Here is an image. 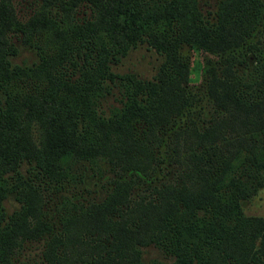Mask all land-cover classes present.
<instances>
[{"label": "trees", "instance_id": "1", "mask_svg": "<svg viewBox=\"0 0 264 264\" xmlns=\"http://www.w3.org/2000/svg\"><path fill=\"white\" fill-rule=\"evenodd\" d=\"M263 184L264 0H0V264H264Z\"/></svg>", "mask_w": 264, "mask_h": 264}, {"label": "rangeland", "instance_id": "2", "mask_svg": "<svg viewBox=\"0 0 264 264\" xmlns=\"http://www.w3.org/2000/svg\"><path fill=\"white\" fill-rule=\"evenodd\" d=\"M34 0H13L16 11L19 15H26ZM218 0H199L200 7L203 11H212ZM18 52L11 58L15 63H31L36 60L35 53L17 43ZM185 52L189 56L190 63V80L192 82H199L201 79L200 64L202 55L198 51H191L185 48ZM161 56L153 49L149 48L145 43L138 44L131 48L119 61L111 65V68L117 72H132L141 78L151 77L160 62ZM111 101V98L108 99ZM30 168V163L23 162L20 170L24 173ZM18 206V203L12 198L7 197L4 200V209L7 212L12 211ZM242 208L247 214H255L264 216V184L258 188L257 191L248 199L242 201ZM142 256L145 260L158 259L166 263L172 262V257L164 255L154 245H147L142 247Z\"/></svg>", "mask_w": 264, "mask_h": 264}]
</instances>
